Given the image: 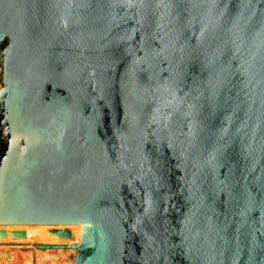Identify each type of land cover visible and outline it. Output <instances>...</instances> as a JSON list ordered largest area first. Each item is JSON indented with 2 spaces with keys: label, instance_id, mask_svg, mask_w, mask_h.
Wrapping results in <instances>:
<instances>
[{
  "label": "water",
  "instance_id": "95a60500",
  "mask_svg": "<svg viewBox=\"0 0 264 264\" xmlns=\"http://www.w3.org/2000/svg\"><path fill=\"white\" fill-rule=\"evenodd\" d=\"M0 243L74 264H264V0H0Z\"/></svg>",
  "mask_w": 264,
  "mask_h": 264
},
{
  "label": "bare ground",
  "instance_id": "6f19581e",
  "mask_svg": "<svg viewBox=\"0 0 264 264\" xmlns=\"http://www.w3.org/2000/svg\"><path fill=\"white\" fill-rule=\"evenodd\" d=\"M70 248L0 243V264H74L77 250Z\"/></svg>",
  "mask_w": 264,
  "mask_h": 264
},
{
  "label": "trees",
  "instance_id": "16d2710c",
  "mask_svg": "<svg viewBox=\"0 0 264 264\" xmlns=\"http://www.w3.org/2000/svg\"><path fill=\"white\" fill-rule=\"evenodd\" d=\"M5 45H6V43L4 44V47H5ZM3 119H4V115L2 114V105L0 103V163H1L3 157L5 156L7 149H8V144L6 143V141L3 138V132L1 129Z\"/></svg>",
  "mask_w": 264,
  "mask_h": 264
},
{
  "label": "built area",
  "instance_id": "2783aa9c",
  "mask_svg": "<svg viewBox=\"0 0 264 264\" xmlns=\"http://www.w3.org/2000/svg\"><path fill=\"white\" fill-rule=\"evenodd\" d=\"M5 56V48L4 46L0 47V81L2 80V74H3V58Z\"/></svg>",
  "mask_w": 264,
  "mask_h": 264
},
{
  "label": "rangeland",
  "instance_id": "374dc122",
  "mask_svg": "<svg viewBox=\"0 0 264 264\" xmlns=\"http://www.w3.org/2000/svg\"><path fill=\"white\" fill-rule=\"evenodd\" d=\"M2 86H4L3 80L0 81V89H2ZM0 91H1V90H0ZM67 249H69V248H67ZM70 249L73 250V248H70Z\"/></svg>",
  "mask_w": 264,
  "mask_h": 264
}]
</instances>
